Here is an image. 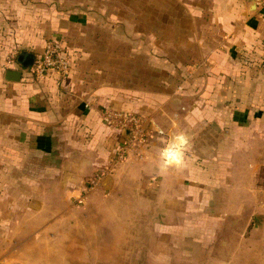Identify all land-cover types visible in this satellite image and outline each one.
<instances>
[{
  "label": "crops",
  "instance_id": "0c3cea01",
  "mask_svg": "<svg viewBox=\"0 0 264 264\" xmlns=\"http://www.w3.org/2000/svg\"><path fill=\"white\" fill-rule=\"evenodd\" d=\"M50 41L69 75L33 73ZM181 132L184 164L162 170ZM0 147V264H86L90 243L106 264L107 227L114 264H264V6L0 0Z\"/></svg>",
  "mask_w": 264,
  "mask_h": 264
},
{
  "label": "built area",
  "instance_id": "2783aa9c",
  "mask_svg": "<svg viewBox=\"0 0 264 264\" xmlns=\"http://www.w3.org/2000/svg\"><path fill=\"white\" fill-rule=\"evenodd\" d=\"M259 4L264 6V0H257ZM71 62L66 57L62 49L55 42L50 41L45 46L41 55H38L34 61L32 71L36 76H42L49 71H56L62 76L69 75ZM105 120L111 125L127 127L133 132V140H139L140 144L146 141L147 134L144 132L141 124V119L133 113H123L118 111H110L107 113ZM132 134V133H131ZM128 146L125 144L117 151L114 162L117 163L123 160L128 153ZM114 164V163H113ZM113 164L106 169H101L91 181V186L98 185L105 173L113 168Z\"/></svg>",
  "mask_w": 264,
  "mask_h": 264
},
{
  "label": "rangeland",
  "instance_id": "374dc122",
  "mask_svg": "<svg viewBox=\"0 0 264 264\" xmlns=\"http://www.w3.org/2000/svg\"><path fill=\"white\" fill-rule=\"evenodd\" d=\"M0 150H1V147H0ZM13 150L17 151L16 148H14ZM31 162H32V160H31ZM15 174L16 173H13V171H12L11 177H10V183H11V185L12 184H15V186H16L17 185V177L15 176ZM11 196H15V195H11ZM71 199H72V201H73L74 204H79V205L80 204L81 205L82 204H85L84 203L85 201H82V202L80 201V199H81L80 196H76L75 195V196H72ZM53 200H56V199H53ZM95 212L97 213V211H95ZM80 216H82V215H80ZM12 228L14 230V233H16V231H17L16 227H12ZM112 229H113V227H107V233H106V237H107V243H106L107 244V250L104 252V254L106 256V264H114V261H115L114 260V257H109V255L114 254V250L112 249V244H113V241H114V236H113L114 233H112ZM16 235L17 234H15V238H16ZM118 239H120V238H118ZM118 242H120V241H118ZM19 244L20 243L17 241V239H16V241H14L12 243V245L15 247L14 250H17V246H19ZM25 244H29L30 246H33V243L32 242L25 243ZM38 244H40L41 251H46L45 249L49 250L50 243H46L45 244V245H48V247H46V246L44 247V243H38ZM38 244H37V247H38ZM57 245H58V249H59L58 251H60L62 249V247L60 246V243H57ZM52 247H53V245H52ZM89 249H90V256L89 257H86L84 259V261L86 262V264H97L98 263V259L96 257V252L98 250L96 249V247H94V244L93 243H90V248ZM62 250H64V248ZM73 250H74V253H80V251H76V247L75 246H74V249ZM61 256H60L61 258L59 259V261H58L57 264H66L67 263L66 262V258L63 256V253H61ZM42 260H44V259H42ZM68 260H69V258H68ZM73 260H74V263H76L78 260H82V258L74 257ZM143 260H145V259H143V258L140 259L139 258L138 259V263L143 262ZM134 261L137 262L136 259Z\"/></svg>",
  "mask_w": 264,
  "mask_h": 264
},
{
  "label": "clouds",
  "instance_id": "9594fccd",
  "mask_svg": "<svg viewBox=\"0 0 264 264\" xmlns=\"http://www.w3.org/2000/svg\"><path fill=\"white\" fill-rule=\"evenodd\" d=\"M158 150L159 166L162 170L171 166L180 167L184 164V154L188 148V138L181 132L162 141Z\"/></svg>",
  "mask_w": 264,
  "mask_h": 264
},
{
  "label": "water",
  "instance_id": "95a60500",
  "mask_svg": "<svg viewBox=\"0 0 264 264\" xmlns=\"http://www.w3.org/2000/svg\"><path fill=\"white\" fill-rule=\"evenodd\" d=\"M251 1H255V0H251ZM24 65H26V64H24ZM21 75H22L21 71L16 70V69H8L6 71V79L9 81H19L21 79Z\"/></svg>",
  "mask_w": 264,
  "mask_h": 264
}]
</instances>
